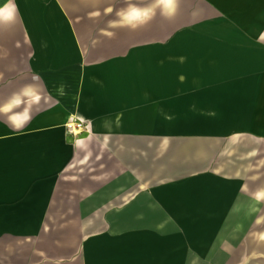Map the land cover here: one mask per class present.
Returning a JSON list of instances; mask_svg holds the SVG:
<instances>
[{"label":"crops","instance_id":"0c3cea01","mask_svg":"<svg viewBox=\"0 0 264 264\" xmlns=\"http://www.w3.org/2000/svg\"><path fill=\"white\" fill-rule=\"evenodd\" d=\"M254 1L257 23L227 15L215 31L138 43L62 0H15L17 21L0 27V104L25 85L38 99L20 129L0 114V264H205L198 239L170 244L153 222H264V0ZM77 120L86 127L69 132ZM186 141L200 143L190 156ZM214 157L226 172L185 168ZM76 218L152 223L83 232L65 258L43 256V222Z\"/></svg>","mask_w":264,"mask_h":264},{"label":"rangeland","instance_id":"374dc122","mask_svg":"<svg viewBox=\"0 0 264 264\" xmlns=\"http://www.w3.org/2000/svg\"><path fill=\"white\" fill-rule=\"evenodd\" d=\"M62 2L67 3L70 10L73 11V14L79 15L85 21L93 22L96 17L100 21L104 20L105 30L107 32L109 31L108 22L115 18V11L126 6L125 0H62ZM130 2L143 5L147 3V0H130ZM109 8L112 9L111 12H108ZM256 11L257 2H252V0H181L179 10L173 19L166 20L160 15H157L148 25L135 31L122 28L121 33L123 37H136L138 43L151 40L157 42L159 39L165 38L168 35L178 36L185 29L196 28L206 32H210V30L215 31L216 25L214 24L217 21H225L227 15L238 18L239 21H254V23H257V20L253 19ZM100 25L102 26L103 24ZM199 144L193 141H186L181 146L187 149L185 151L186 156H190L191 153H189L188 148L192 149ZM140 145L144 148L143 142ZM202 146L204 145L202 144ZM205 147L208 148V146ZM216 158L214 157L216 162L212 163L209 162V158H202V160L196 161V166L192 164L193 158H185V168L192 172V170L209 166L213 168L218 167L225 171V165H221L225 163V157ZM187 173L189 172L187 171ZM179 174H182V172H176L171 175ZM82 191L81 188L75 190L76 193H81ZM211 191L214 190L202 189L203 194ZM255 191V189L251 188L245 191V193L251 198ZM209 199L207 196H202L203 201H209ZM73 207L74 217H76L77 205ZM97 207L92 206V209ZM260 209L262 210L263 207ZM258 210L255 206L254 212L257 213L259 212ZM151 223L81 220L77 218L74 220H47L43 222V228L51 230L52 233L50 235L46 233L47 235L41 238L42 253L43 256L48 257L50 255L51 257H58L55 258L57 260H61L59 258H65L69 254L67 252L69 250L71 251L69 248L74 247L76 249L80 245V236L83 232L101 229L113 230L133 225H137V228H146V225H148L151 228ZM153 223L154 228L156 224L161 223L159 226H163L164 229L169 231L171 235L168 238L170 244L180 242L182 239L190 241L198 239L201 245L202 259L205 261V264L213 261H216L218 264H241L242 257L245 260L244 264H264V251H258L259 248L264 249V239L258 236L260 229L264 227L263 221L261 223L256 220L244 222L156 221ZM183 229H195L198 233H185L186 237H183L181 234V230ZM194 235H199V237ZM142 239L144 240L145 238ZM247 257L249 258L247 259Z\"/></svg>","mask_w":264,"mask_h":264},{"label":"clouds","instance_id":"9594fccd","mask_svg":"<svg viewBox=\"0 0 264 264\" xmlns=\"http://www.w3.org/2000/svg\"><path fill=\"white\" fill-rule=\"evenodd\" d=\"M181 0H147L143 5H137L125 0L126 6L115 11V18L110 20L109 27L113 29L127 28L137 30L148 25L157 15L166 20L173 19L180 7ZM112 9L109 8L108 12ZM19 8L15 0H5L0 4V27L15 23L18 19ZM114 36V32H109ZM31 85H25L14 91L8 99L0 104V114L6 115L8 122L15 129L24 127L31 120L30 106L37 102ZM18 110V111H17ZM264 197V192L257 193V199Z\"/></svg>","mask_w":264,"mask_h":264},{"label":"built area","instance_id":"2783aa9c","mask_svg":"<svg viewBox=\"0 0 264 264\" xmlns=\"http://www.w3.org/2000/svg\"><path fill=\"white\" fill-rule=\"evenodd\" d=\"M83 127L85 128L86 125L83 124V122H82L81 120H77V121H75L74 123H71V124L69 125V132L75 133V132H76L75 130H77V129H81V128H83ZM77 131H79V130H77Z\"/></svg>","mask_w":264,"mask_h":264}]
</instances>
